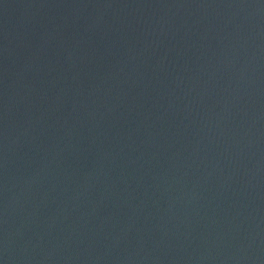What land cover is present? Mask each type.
I'll return each instance as SVG.
<instances>
[{"label":"water","instance_id":"1","mask_svg":"<svg viewBox=\"0 0 264 264\" xmlns=\"http://www.w3.org/2000/svg\"><path fill=\"white\" fill-rule=\"evenodd\" d=\"M0 264H264V0H0Z\"/></svg>","mask_w":264,"mask_h":264}]
</instances>
